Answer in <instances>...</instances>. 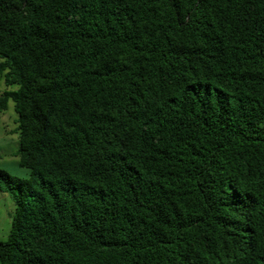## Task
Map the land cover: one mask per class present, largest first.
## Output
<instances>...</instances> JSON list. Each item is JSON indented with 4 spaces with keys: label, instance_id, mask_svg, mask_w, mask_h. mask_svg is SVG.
<instances>
[{
    "label": "trees",
    "instance_id": "obj_1",
    "mask_svg": "<svg viewBox=\"0 0 264 264\" xmlns=\"http://www.w3.org/2000/svg\"><path fill=\"white\" fill-rule=\"evenodd\" d=\"M0 56V264H264V0H0Z\"/></svg>",
    "mask_w": 264,
    "mask_h": 264
},
{
    "label": "rangeland",
    "instance_id": "obj_2",
    "mask_svg": "<svg viewBox=\"0 0 264 264\" xmlns=\"http://www.w3.org/2000/svg\"><path fill=\"white\" fill-rule=\"evenodd\" d=\"M5 58L0 56V64ZM18 86L7 87L4 76L0 74V95L6 90H17ZM18 115L15 111L13 101L9 103L8 110L0 115V169L7 171L11 175L19 178H28L30 169L22 167L16 152L20 147V138L17 123ZM15 211V204L11 196L0 191V240L8 239L11 226L12 215Z\"/></svg>",
    "mask_w": 264,
    "mask_h": 264
}]
</instances>
